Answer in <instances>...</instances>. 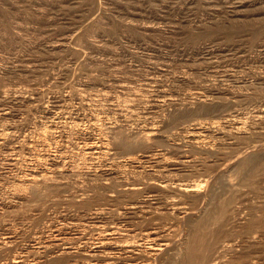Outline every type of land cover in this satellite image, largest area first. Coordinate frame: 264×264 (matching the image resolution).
Masks as SVG:
<instances>
[{
	"label": "rangeland",
	"instance_id": "obj_1",
	"mask_svg": "<svg viewBox=\"0 0 264 264\" xmlns=\"http://www.w3.org/2000/svg\"><path fill=\"white\" fill-rule=\"evenodd\" d=\"M258 160L264 0H0V264H264Z\"/></svg>",
	"mask_w": 264,
	"mask_h": 264
},
{
	"label": "bare ground",
	"instance_id": "obj_2",
	"mask_svg": "<svg viewBox=\"0 0 264 264\" xmlns=\"http://www.w3.org/2000/svg\"><path fill=\"white\" fill-rule=\"evenodd\" d=\"M246 85V84H245ZM217 96H218V94H217ZM226 124V123H225ZM206 130V129H205ZM194 140V139H193ZM144 146V145H143ZM181 149V148H180ZM257 159H261L260 157L259 158H257ZM254 161H256V160H254ZM261 161V160H260ZM253 162V161H252ZM256 162H254V163H252V164H255ZM257 163H259V160H258V162ZM251 164V165H252ZM260 164V163H259ZM263 165H264V162H263ZM262 164H260L259 166H258V164H257V166H258V169H259V167H261V166H263ZM236 167V166H235ZM235 167H233V168H235ZM250 167V166H249ZM264 167V166H263ZM262 167V169H264ZM253 168H254V166H253ZM255 168H256V166H255ZM247 170V169H246ZM253 169H251V171H252ZM255 170V169H254ZM260 170H261V168H260ZM257 171V170H256ZM256 171H254V173H253V171H252V174H255V172ZM247 172V171H246ZM245 173V172H244ZM251 173V172H250ZM263 173V172H262ZM251 174V175H252ZM264 174V173H263ZM242 175H244V174H242ZM247 175V174H246ZM261 176V175H260ZM263 176V175H262ZM192 177H194V176H192ZM256 177V176H255ZM244 178V177H243ZM245 179V178H244ZM264 179V178H263ZM255 180H258V179H255ZM249 181V180H248ZM250 182H252V181H250ZM166 184V183H165ZM178 184V183H177ZM160 185V184H159ZM169 185V184H168ZM175 185V184H174ZM182 185V184H181ZM167 186V185H166ZM171 186H172V184H171ZM199 185L198 184H194V185H189V186H187L186 185V188H191L192 190L193 189H196L195 187H198ZM168 187V186H167ZM259 187V186H258ZM251 190H252V188H250ZM249 189V190H250ZM234 190V189H233ZM229 191V190H228ZM26 192V191H25ZM138 192V191H137ZM139 196V195H138ZM226 201V200H225ZM230 201V200H229ZM249 207V206H248ZM216 209V208H215ZM213 211H214V209H213ZM238 211H240V210H238ZM261 212V211H260ZM263 213H264V211H263ZM237 214V213H236ZM123 221V220H122ZM251 234H253V233H251ZM254 234H256V233H254ZM236 235H238V234H236ZM104 236V235H103ZM145 236V235H144ZM235 236V235H234ZM100 237V236H99ZM131 238H135L134 236H132ZM148 238H149V236H148ZM233 238V237H232ZM242 238V237H241ZM240 238V239H241ZM264 238V237H263ZM136 239V238H135ZM234 239V238H233ZM227 240V239H226ZM243 240L244 239H242V242H243ZM232 241V240H231ZM235 242V241H234ZM222 244V243H221ZM235 245V244H234ZM234 245H233V247H234ZM125 247H124V249H122V247H119V249H120V251H122V252H126L127 254L125 255L126 256V259H130L131 260V263L132 264H137V260H139V259H141L140 257H138L137 255L135 256V254H140L141 252H142V249H141V247H142V243L140 242V241H135V242H129V243H127L126 245H124ZM230 248V247H229ZM115 249V248H114ZM117 249V248H116ZM209 249V248H208ZM243 250H245L244 249V247H242V249L237 253V251L235 252V251H233L232 253L233 254H238L239 256H238V258L236 259V261L234 260V264H242L243 262H241L240 260V256H242L241 254H242V252H243ZM118 251V250H117ZM119 252V251H118ZM121 252V253H122ZM121 255V254H120ZM209 255V254H208ZM127 256H128V258H127ZM218 256V255H217ZM223 257V256H222ZM235 257V256H234ZM128 259V260H129ZM185 261V260H184ZM136 262V263H135ZM219 262V261H218ZM183 264V263H182Z\"/></svg>",
	"mask_w": 264,
	"mask_h": 264
}]
</instances>
